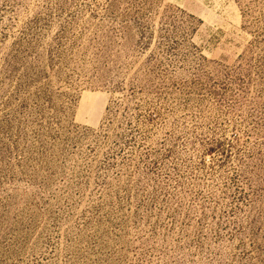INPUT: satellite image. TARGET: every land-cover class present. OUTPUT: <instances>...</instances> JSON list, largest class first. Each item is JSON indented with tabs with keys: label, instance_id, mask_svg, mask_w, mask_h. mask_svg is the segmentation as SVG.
Segmentation results:
<instances>
[{
	"label": "rangeland",
	"instance_id": "obj_1",
	"mask_svg": "<svg viewBox=\"0 0 264 264\" xmlns=\"http://www.w3.org/2000/svg\"><path fill=\"white\" fill-rule=\"evenodd\" d=\"M0 264H264V0H0Z\"/></svg>",
	"mask_w": 264,
	"mask_h": 264
}]
</instances>
